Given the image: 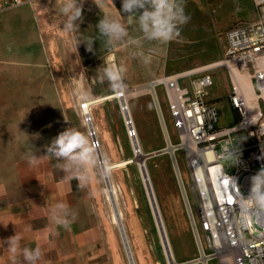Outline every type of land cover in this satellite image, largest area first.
<instances>
[{"label": "rangeland", "instance_id": "rangeland-1", "mask_svg": "<svg viewBox=\"0 0 264 264\" xmlns=\"http://www.w3.org/2000/svg\"><path fill=\"white\" fill-rule=\"evenodd\" d=\"M183 4L184 11L189 12L186 14L189 20L186 24L179 26V35L169 42L148 41L144 37H125L113 46L107 47L96 27L97 22H93L91 17L87 23L77 24L78 30L69 33L70 38L59 39V58L62 61L58 62L57 72L60 78L62 102L68 114L67 127L78 128L93 142L81 108V99L99 98L115 92L110 89L107 81H104L103 67L105 65L111 64L124 68L125 71L122 73L123 88L133 91L161 78L166 70H169L170 76L173 75V72L182 71L179 65L182 60L188 57L183 54L187 49L201 48L199 64L201 66L213 64L218 60L208 61L206 54L209 51L208 47L210 48L217 42L219 35L238 21H254L258 18L252 0H183ZM124 24L129 33H131V26H137V24L128 22ZM61 29H65L64 23H60V33L67 34V30L62 32ZM79 42H87L93 50L89 51L85 43H80L76 51L75 45ZM226 59L228 58H223V60ZM217 67H220L224 74H221L220 71L215 72L217 85L214 86V96L210 95V98L214 100L219 98L217 101L220 104V123L226 125L235 117L229 102L232 81L227 66ZM159 93L167 109L164 115L170 133V141L178 144L180 139L177 127L171 110L169 111L168 100L166 101L164 95L166 91L163 86L159 87ZM143 100H149L151 106L143 103ZM129 101L136 113L137 132L144 154L142 158L146 159L145 163L157 192L165 228L174 251L175 262L184 264L196 260L199 258V252L173 158L169 152L157 154L166 149L168 143L164 125L154 103L153 93H132ZM137 104L139 105L137 106L138 110L134 107ZM262 105L264 107V104ZM50 110V105L47 104L44 106L42 114H48ZM92 116L98 128L104 155L109 163L138 158L128 133L122 105L117 98H110L94 104ZM8 124L11 128L17 127V123L10 122ZM42 125L43 127L38 126L37 129L41 128L44 132L48 126ZM47 141L48 138L40 136L39 147L43 148ZM151 154L154 156H150ZM175 154L180 163L183 180L190 190L191 177L184 152L176 151ZM33 155L41 160L48 157V155L39 152L35 154L12 152L11 158L13 161L19 157V160L29 162ZM232 161L233 159L230 160V162ZM61 163L62 161H55L54 166L61 170ZM139 163L140 161H135L115 167L109 172V178L117 189L119 207L123 214L122 223L127 231L136 264H170ZM87 186L91 189L92 202L100 213L102 225L106 227L107 263L130 264L119 227L113 219L112 201L107 194L99 164L92 170ZM189 194L193 203L192 192ZM194 209L197 214L195 204ZM209 264L219 263L217 259H213Z\"/></svg>", "mask_w": 264, "mask_h": 264}, {"label": "crops", "instance_id": "crops-1", "mask_svg": "<svg viewBox=\"0 0 264 264\" xmlns=\"http://www.w3.org/2000/svg\"><path fill=\"white\" fill-rule=\"evenodd\" d=\"M81 4L82 21L77 24L87 23L90 17L98 22L104 15L118 18L122 23L133 19L120 13L122 0H81ZM61 7L62 0H40L10 7L0 14V264H29L23 255L24 249L37 247L41 255L35 264H108L106 227L94 207L90 187H79L76 179L58 170L54 166L57 160L51 155L42 160L37 158L32 164L19 157L13 161L11 158L12 152L46 154L44 148L68 124L57 70L58 62L62 61L59 39L70 38L71 32L60 33V23L66 20ZM130 31L126 37H143L138 24L131 26ZM223 32L208 47V61L227 58L221 39ZM186 51L184 56L190 57L181 61L182 71L172 74H189L179 78V83L191 88L192 80L212 64H199L201 48ZM215 68L209 72L224 74L220 67ZM167 75H171L169 70L161 76ZM214 80L215 86V76ZM159 87L156 88L158 97L153 96L163 119L167 109ZM214 93L213 87L210 95ZM143 103L151 106L149 100ZM47 104L51 110L42 114ZM137 106L134 107L138 110ZM168 108L170 111V105ZM10 122L17 123V127L11 128ZM42 124L48 126L44 132L37 129ZM40 136L48 138L43 148L39 147ZM57 203L68 206V227L50 218V210Z\"/></svg>", "mask_w": 264, "mask_h": 264}, {"label": "built area", "instance_id": "built-area-1", "mask_svg": "<svg viewBox=\"0 0 264 264\" xmlns=\"http://www.w3.org/2000/svg\"><path fill=\"white\" fill-rule=\"evenodd\" d=\"M38 1L0 0V14ZM252 3L258 18L233 25L221 35L227 58L233 61L227 66L232 81L229 102L239 112L237 121L220 123V104L210 98L213 66L204 68L191 88L179 83V78L190 76L186 73L177 80L163 76L152 81L156 88H165L180 139L177 151L184 152L189 167L190 190L183 177L179 180L201 264L213 259L219 264H264V213L257 219L248 211L251 177L264 166V0ZM246 76L257 107L242 85ZM128 133L130 138L137 135L135 129ZM93 143L96 149L101 147L100 140ZM226 149L236 155L227 156Z\"/></svg>", "mask_w": 264, "mask_h": 264}, {"label": "clouds", "instance_id": "clouds-1", "mask_svg": "<svg viewBox=\"0 0 264 264\" xmlns=\"http://www.w3.org/2000/svg\"><path fill=\"white\" fill-rule=\"evenodd\" d=\"M127 16L133 17L128 23L138 24L145 40L169 42L179 35V26L186 24L189 17L185 14L183 0H122L120 10ZM61 12L66 20L64 28L69 31L78 30L77 21H82L81 0H62ZM100 36L104 38L107 47L128 36V29L118 18L104 15L96 24ZM94 40L92 41L93 44ZM80 43H85L87 49L92 51L87 42L75 45L76 51ZM148 62L147 60L145 61ZM122 67L105 65L103 77L110 89L121 90L124 87ZM46 155H51L60 164L61 171L70 174L78 181V186L84 188L90 179L93 169L98 166L97 149L89 136L75 127H66L60 131L44 148ZM227 156L236 155V151L226 149ZM37 157L33 155L29 160L32 164ZM251 190L248 197V211L254 213L259 219L264 213V166L251 177ZM68 206L64 203L55 204L50 210V218L65 227H68ZM15 252L16 249H13ZM24 258L29 264H35L41 255L40 248L34 250L24 249Z\"/></svg>", "mask_w": 264, "mask_h": 264}, {"label": "bare ground", "instance_id": "bare-ground-1", "mask_svg": "<svg viewBox=\"0 0 264 264\" xmlns=\"http://www.w3.org/2000/svg\"><path fill=\"white\" fill-rule=\"evenodd\" d=\"M233 66V61L232 60H220V61H216L214 62L211 66L215 67V66ZM206 68V67H204ZM178 78V74H174L171 77L168 78V81H172V80H177ZM242 85L244 87V89L250 94V96L255 100V105H253L254 107L258 106V102H257V97L254 95L253 93V84L250 80L249 77H243L242 78ZM141 92H151L153 93V95L157 98V90H156V84L154 83H150L147 84L145 86H141L139 88H136L133 91H127L125 88H122L121 90L115 91L113 94L108 95L106 97H101V98H95V99H81V108L83 110V113L85 115V121L87 123V126L90 130L91 136L92 138L95 140H99V136H98V128L94 122L93 116H92V107L94 104H96L98 101L100 100H104L107 98H117L121 105H122V109H123V115H124V119L127 123V128L128 130L131 129H135L136 131V136L131 137V140L133 142V147L135 150V154L137 155L138 158H135L134 161H140V168H141V172H142V176H143V180L147 189V193H148V197H149V201L154 213V216L156 218L158 227H159V231L161 233V238L162 241L164 243V247H165V251L167 254V257L169 259L170 264H177L175 262V256H174V251L172 249V246L170 244L169 238H168V234L165 228V224L163 221V215L161 212V208L159 205V199L157 197V192L155 190L154 184L152 182V179L150 177V173L149 170L147 168V165L145 163V160L142 158L143 154V149H142V145L138 136V132H137V124H136V119H135V111L133 109V107L130 104L129 101V97L130 95L133 93L139 94ZM264 95V94H263ZM160 105V104H159ZM159 107V106H158ZM160 110V108H158ZM161 111V110H160ZM161 114H163L161 112ZM164 116H162L163 118ZM161 121L164 123H166V125H164V129H165V133H166V137H167V143H168V149H170L172 151L171 156L175 158L176 160V167L177 170L179 172H177L179 179L180 176L183 177L181 168H180V163L176 158V154L175 152L179 149L177 144H174L173 142L170 141V133L168 131V126H167V122L165 121V117L163 119H161ZM100 156H102V159H100ZM97 157H98V164L99 167L102 171L104 180H105V186H106V191L108 196L110 197L111 201H112V207L114 210V222L118 225L119 230H120V234L123 240V243L125 245V249H126V253H127V257L129 260L130 264H136L135 262V258L133 257V252L132 249L130 247V251L128 248V244L129 243V239H128V235H127V231L125 229V226L123 225V214L122 211L119 207V200H118V194H117V189L114 187L112 181L109 178V172L111 169L115 168V167H121L124 165H127L129 163H132V159H128V160H124L121 162H115V163H109L107 158L104 155L103 149H102V145L101 147L97 148ZM141 205V204H140ZM140 208V206H139ZM171 208V207H170ZM172 209V208H171ZM142 210V209H140ZM132 258L134 260V263L132 262ZM199 262H195L193 264H198Z\"/></svg>", "mask_w": 264, "mask_h": 264}, {"label": "water", "instance_id": "water-1", "mask_svg": "<svg viewBox=\"0 0 264 264\" xmlns=\"http://www.w3.org/2000/svg\"><path fill=\"white\" fill-rule=\"evenodd\" d=\"M81 102H82V101H81ZM167 152L172 153V151H171L170 149L166 148V149H163V150L159 151L157 154H163V153H167ZM150 156H154V154H151ZM172 158H173V161H174V165H175L176 171L178 172L177 167H176V165H177V164H176V160H175L174 157H172ZM100 159H102V161H103L102 156H100ZM144 160H146V159H144ZM132 162H135L134 159H132ZM178 174H179V172H178ZM128 248H129V251H130V244H128ZM201 261H202V260L196 259V260L190 261V262H188V263H184V264H193V263H195V262H201ZM132 262L134 263L133 258H132ZM134 264H135V263H134Z\"/></svg>", "mask_w": 264, "mask_h": 264}, {"label": "trees", "instance_id": "trees-1", "mask_svg": "<svg viewBox=\"0 0 264 264\" xmlns=\"http://www.w3.org/2000/svg\"><path fill=\"white\" fill-rule=\"evenodd\" d=\"M240 22H242V21H238V22H236L234 25H236V24H238V23H240ZM233 26V25H232ZM231 26V27H232ZM232 111H233V114H235V117H234V121H237L238 119H239V112H238V110H236V109H234V108H232Z\"/></svg>", "mask_w": 264, "mask_h": 264}]
</instances>
